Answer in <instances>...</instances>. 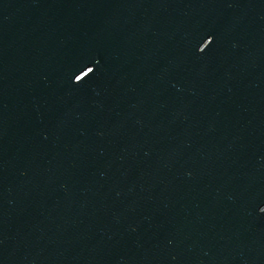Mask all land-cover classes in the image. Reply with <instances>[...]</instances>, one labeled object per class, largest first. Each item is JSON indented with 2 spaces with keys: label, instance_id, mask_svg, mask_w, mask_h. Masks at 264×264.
I'll return each instance as SVG.
<instances>
[{
  "label": "water",
  "instance_id": "water-1",
  "mask_svg": "<svg viewBox=\"0 0 264 264\" xmlns=\"http://www.w3.org/2000/svg\"><path fill=\"white\" fill-rule=\"evenodd\" d=\"M0 264H264V0H0Z\"/></svg>",
  "mask_w": 264,
  "mask_h": 264
}]
</instances>
